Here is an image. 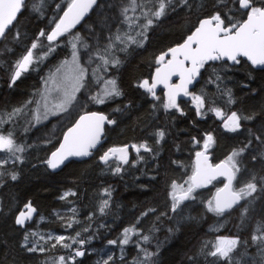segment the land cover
Here are the masks:
<instances>
[{"label": "trees", "instance_id": "1", "mask_svg": "<svg viewBox=\"0 0 264 264\" xmlns=\"http://www.w3.org/2000/svg\"><path fill=\"white\" fill-rule=\"evenodd\" d=\"M225 2L228 7L221 6L219 0H190L191 7L176 6L175 10H167L165 17L147 31L142 47L130 45L124 52L114 49L121 64L116 68L109 67L107 73L101 72L99 75L105 79L115 78L123 96L96 104L88 97L95 94L98 88L92 74L97 66V51L103 53L109 40H114L117 34L136 37L141 30L135 23L130 26L122 15V10L130 6L131 0H97V5L80 27L61 37L54 52L34 62L29 71L10 86L16 61L37 39L42 29L47 32L54 26L50 22L54 17L58 18L62 14L60 9L66 6V0H43V4L40 0H26L18 23L7 39L0 41V115L5 121L0 129L5 132L12 130L17 142L25 145L24 153L20 154L23 163L9 160L0 167V264H51L61 255L67 257L72 254V250L61 252L58 246L54 250L45 247L43 253L28 252L22 247L24 236L36 230L44 233L54 230L57 234L73 235L80 232L81 238L86 240L82 247L85 255L76 257L75 264H103L98 252L93 249L109 246L110 240L118 241L123 229L132 225L140 229L142 235L150 236L149 243L138 242L140 237L133 236L122 250L117 248V243L110 245L113 259L109 264H134L143 260L141 248L156 253L153 257L155 264H213L214 258L206 257L201 250L206 243L214 242L217 236H239L242 242L248 241L246 249L242 243L234 251V264H252L257 248L251 244V235L258 224L264 225V196L249 208L242 220V206L222 217L207 212L205 202L217 187H222L221 180L197 191L196 201L184 202L175 214L170 212L172 202L169 192L173 181L182 184L191 175L195 152L202 148L206 133L215 137L216 143L209 149V154L211 161L217 163L233 149L247 143L249 128L256 132L264 125V69L255 71L243 60L238 65L209 63L202 69L192 89L195 94H205V110L219 107L226 116L232 111L255 116L254 120L242 121V129L237 133L226 132L222 120L212 112L206 111L205 115L197 116L193 102L179 103L183 115L174 109L164 111L162 92L157 94L160 101H154L150 94L135 86L143 79L150 80L156 67L155 58L168 48L182 43L200 19L214 11L227 13L232 4L231 0ZM137 3L153 6L148 0H137ZM57 5H60V9ZM36 8L40 11H36ZM128 16L140 17V23L144 22L139 7L135 13L129 7ZM17 30L20 39L14 40L13 34ZM75 34H79L81 41L89 45L88 49L79 48L81 63L88 69L89 87L77 94L78 103L67 115L34 124L36 101L44 89L43 79L48 78L64 59L71 56L68 41ZM39 42L44 46L48 43L45 37H40ZM90 55L93 57L91 61ZM215 74L222 79L215 81ZM225 89L231 90L234 103H229L226 93L222 94ZM30 100L33 103L28 104ZM79 105L84 107L80 108ZM17 108L23 111L9 121L8 114ZM117 108L122 111H115ZM84 111L101 112L116 120V123L107 125L104 143L91 159L70 162L58 172H50L44 161L58 146L64 131ZM161 129L165 137L157 144L155 133ZM193 138L200 144H194ZM145 140L153 148V153L141 150L139 156L143 159L140 160L137 153L129 151V163L122 165V171L118 174L112 171L115 163L109 167L99 160V156L110 147L140 144ZM259 151L261 146L253 141V146L242 156L243 165L248 171L239 174L237 186L247 182L252 172L264 175V163H253L251 159ZM12 172L18 176L15 181L10 178ZM104 189L110 190L111 197L102 215L98 206L108 198ZM69 191L75 192V195L61 199ZM29 202L36 211L21 228L15 224V217ZM72 208L77 209L75 220L78 222L72 228H67V222L73 218ZM149 209H155V212ZM146 211L148 215L142 217ZM85 228L88 231H84ZM137 243L140 247H137Z\"/></svg>", "mask_w": 264, "mask_h": 264}, {"label": "snow or ice", "instance_id": "2", "mask_svg": "<svg viewBox=\"0 0 264 264\" xmlns=\"http://www.w3.org/2000/svg\"><path fill=\"white\" fill-rule=\"evenodd\" d=\"M43 4V0H40ZM152 7L140 5L137 0H131L130 8L133 13L139 7L141 16L144 22L140 23V17H129V7L122 10V15L125 21L135 23L141 29L136 33L137 39L131 35L121 37L117 34L114 40L110 39L108 45L103 49V53L97 51L96 58L100 63L93 69V76L97 77L96 83L103 84L95 94H90L88 99L96 104H104L110 99L123 96L122 90L117 84L115 78H107L100 76L101 72L107 73L109 67L116 68L121 64V60L114 54V49L117 48V42L122 47L119 51H127L130 45L142 47L144 40L147 38V31L161 18L165 17L167 10H175L176 6L191 7L190 0H148ZM223 7H228L225 0H219ZM232 7L228 12L214 11L210 15L198 21V26H195L194 31L187 35L182 43L170 47L167 51L162 52L155 58L154 75L151 80L143 79L137 85L150 94L154 101H160V97L156 94L158 86L164 89V100L162 107L165 111L175 109L182 115L183 110L178 104V98L181 96L191 97L194 104L197 116H203L207 112H212L215 116L222 120V127L226 132L237 133L242 129V121H251L255 119L254 115H240L236 111H232L230 115H225L219 107H208L205 110V94H195L190 91L189 86L196 82L200 76L201 70L210 62H220L227 65L229 62L233 65L241 63V58H246L252 66H264V0H231ZM97 5V0H66V6L60 9L62 15L58 18L54 17L50 22L54 26L49 31L43 29L39 32L38 37L26 49V52L16 61L14 70L10 77V86L21 77L24 72H27L34 62L41 61L47 58L55 51L57 42L61 37L71 33L85 16ZM26 6V0H0V40H6L8 34L18 23V18ZM234 9V10H233ZM40 11L39 8L35 9ZM40 37H45L47 46L39 42ZM14 40L20 39V32L17 30L13 34ZM71 45V59H65L56 67L54 72H51L49 77L44 80L45 92L42 93V102L36 101L37 108L35 110L34 119L39 123L42 119H47L49 115H57L66 113L70 108L76 106L77 94L82 89L89 87L87 78L88 69L81 63L79 48L88 49L89 45L81 41L79 34H75L68 41ZM46 47V50H44ZM89 60H93L90 55ZM215 73V69L213 70ZM173 77H178L179 82L173 83ZM222 77L215 74L214 80L220 81ZM53 93L55 95L53 96ZM227 94L229 103H234L231 90L225 89L222 94ZM51 97L52 103H49ZM33 101H28V104ZM83 108L84 105H79ZM127 107V106H125ZM155 108V105H153ZM22 108L13 109L8 114L9 121L11 117L22 112ZM115 111H122L121 108ZM3 116L0 115V125L4 124ZM116 120L110 119L107 115L97 111H84L75 120V123L63 133V139L59 143V147L52 151L50 156L44 161L49 169L55 170L64 165L69 158L72 157H89L92 155V150L97 149L101 144L102 136L104 135L106 124H115ZM249 136L247 143L238 149L228 154L223 160L218 163H212L209 156V149L216 143L215 137L211 133H206L203 137L202 149L195 152V160L192 166L191 175L182 184L173 181L170 185L169 197L171 200L170 212L175 214L178 209L186 201H196L197 190L206 188L223 178V186L217 187L215 193L210 199L205 202L207 212L214 214L217 217H222L226 213L240 206L241 202H246L241 207V219L247 216L249 208L253 206L257 200L264 196V175H258L255 172L251 173V178L237 186L238 176L242 171H248L243 165L242 156L253 146V141L261 146V151L251 157L252 162L264 163V125L256 132L251 128L248 130ZM156 143L159 144L165 137L164 130H157L155 133ZM194 144H200V141L193 138ZM132 148L138 154V159L141 150L146 153H153V148L145 140L140 144H133ZM25 145L17 142L15 134L12 130L0 129V153H7L6 159H0V167H3L11 159L13 163H23ZM100 162L111 167L114 174L122 171V165L129 163L128 146L110 147L99 156ZM2 175V173H0ZM11 180L15 181L18 176L15 172L10 174ZM107 199H103L98 211L104 214L109 206L111 192L109 189H104ZM75 192H65L61 199H66L69 196H74ZM25 210L20 211L15 217V224L23 228L27 221L32 219L36 209L31 202L24 205ZM73 218L70 219L66 227L72 228L75 220L77 209L72 208ZM155 212V209H149ZM148 212L142 213L147 216ZM161 215L167 216L168 213ZM91 219V215L89 217ZM139 223V219L137 220ZM84 231H88L87 228ZM172 231V229H169ZM29 235L36 236V233L25 234L24 247L28 252H41L46 249L40 244L41 240H45L44 236H40L38 240L31 242L29 246ZM133 236H139L140 239L147 243L150 241L149 235H142L141 230L135 225L123 229L120 245H127L132 240ZM55 240L52 247L61 245L67 249H73V245L78 244L80 247L73 249V254L65 257L59 256L53 261V264H75L76 257H83L85 251L82 250L86 240L81 238V233L76 232L74 237H65L57 235L53 237L49 235L47 241ZM45 241V242H47ZM70 241V242H66ZM109 244L115 245L116 240L108 241ZM243 243L245 249L248 247V241H241L239 236H217L214 242H208L202 248V253L206 257L214 258L213 264H219L223 261L225 264H234L233 253ZM209 244L211 245L209 248ZM251 244L256 246V257L252 259V264H264V225L258 224L253 234L251 235ZM137 247L140 244L137 243ZM206 250V251H205ZM144 253V259L138 264H155L153 257L156 253L150 252L145 248H141ZM245 255L247 253L245 252ZM258 257V260H257ZM113 258L108 256L103 264H109Z\"/></svg>", "mask_w": 264, "mask_h": 264}, {"label": "rangeland", "instance_id": "3", "mask_svg": "<svg viewBox=\"0 0 264 264\" xmlns=\"http://www.w3.org/2000/svg\"><path fill=\"white\" fill-rule=\"evenodd\" d=\"M138 38H140V37H138ZM119 47H122L121 45H118L117 46V51H119L118 49H119ZM56 48V47H55ZM120 52V51H119ZM66 59H71V56L69 57V58H66ZM65 60V59H64ZM63 60V61H64ZM100 63V61H99V59L97 60V64H99ZM29 71V70H28ZM27 71V72H28ZM26 72V73H27ZM45 79H47V78H44L43 79V87H44V89L43 90H41L40 91V93H39V97H38V100L37 101H41L42 102V93H44L45 92V85H44V80ZM94 79L96 80V77L94 76ZM98 88H97V90H96V92L97 91H99L100 90V88H102L103 87V84H98V86H97ZM55 95V93H53V96ZM53 101H52V99H51V97L49 98V103H52ZM36 108H37V105H36ZM71 109H73V107L72 108H70L69 109V111L68 112H66V113H60V114H57V115H49L48 116V118H54V117H57V116H64V115H67L70 111H71ZM34 115H35V112H34ZM34 119V118H33ZM44 119H42L40 122H42ZM33 122H34V124H37V122H36V120L34 119L33 120ZM7 156H8V154L7 153H0V157L2 158V159H6L7 158ZM9 160H11V159H9ZM8 160V161H9ZM10 162H12V160L10 161ZM217 181H220V180H217ZM222 181V180H221ZM246 202H244V204H245ZM238 214H239V212H238ZM38 221H41V220H38ZM36 233L37 235L36 236H32V235H29V241H30V245H31V242L32 241H34V240H38L39 239V237L40 236H44L45 237V240H41L40 241V244L42 245V246H44V247H50L52 250H54V249H56V247H52V245L55 243V240L53 239V240H50V241H47V237L49 236V235H52L53 237H55V236H57V235H63V236H65V237H74L75 235H73V234H57V233H55V232H53V231H49L48 233H44V232H42V231H38V230H36V231H31V232H29L28 234H30V233ZM120 239H122V233L118 236V241H117V248L119 249V250H122L126 245H120V243H119V241H120ZM45 241H47V242H45ZM137 241L138 242H142V243H145V242H143L140 238H138L137 239ZM66 242H70V241H66ZM149 242H147V243H145V244H148ZM110 245H112V244H110ZM110 245L109 246H107V247H105V248H102V249H98V250H96L95 248L93 249L95 252H98V255L101 257V259L104 261V260H106L107 258H108V256H113V249L110 247ZM56 246H58L59 247V250H61V252H63V251H66V250H72V254H73V249L74 248H76V247H80L78 244H76V245H73V249H67V248H64V247H62L61 245H56ZM139 261H141V260H139ZM139 261H137L136 263H134V264H138V262ZM51 264H53V263H51Z\"/></svg>", "mask_w": 264, "mask_h": 264}, {"label": "water", "instance_id": "4", "mask_svg": "<svg viewBox=\"0 0 264 264\" xmlns=\"http://www.w3.org/2000/svg\"><path fill=\"white\" fill-rule=\"evenodd\" d=\"M96 6V5H95ZM94 6V7H95ZM94 7H93V9H94ZM92 9V10H93ZM91 10V11H92ZM91 11L85 16V18L80 22V24H78L74 29H72V31L73 30H76L78 27H80V25L84 22V20L88 17V15L91 13ZM62 15V14H61ZM203 19V18H202ZM197 26H198V24H197ZM194 31V30H193ZM191 34V33H190ZM45 40H46V38H45ZM46 42H47V40H46ZM241 60H243V61H245L253 70H255V71H258V70H263L264 69V66H252L251 65V63L249 62V61H247V59L246 58H241ZM210 63H218V62H210ZM229 65H233V64H231L230 62L228 63ZM202 71V70H201ZM154 72H155V70L153 71V73H152V75H154ZM152 75H151V77H152ZM198 79H199V77H197V80H196V82H194V84L193 85H190L189 86V89H190V91H192V89H193V87L195 86V84L197 83V81H198ZM150 80H151V78H150ZM173 83H178L179 82V78L178 77H173V81H172ZM159 91H161L162 92V96L164 97V89H163V87L162 86H158V88L156 89V94L159 92ZM151 99H152V97H151ZM191 101V97H184V96H181V97H179L178 98V103L179 102H190ZM79 118V116L76 118V119H78ZM75 119V120H76ZM75 123V121L69 126V127H71L73 124ZM107 125L108 124H106L105 125V130H106V127H107ZM68 127V128H69ZM67 128V129H68ZM67 129L64 131V132H66L67 131ZM105 130H104V135L102 136V139H101V144L100 145H98L97 146V149H94V150H92V155L91 156H89V157H83V158H78V157H72V158H69V160L68 161H66L65 162V164L64 165H61V167L60 168H58V169H55V170H52V169H49L48 168V170L50 171V172H58L59 170H61L65 165H67L68 163H70V162H83V161H87V160H89V159H91L92 157H93V155H94V153L95 152H97L99 149H100V147L103 145V143H104V136H105ZM62 139H63V135H62V137H61V140H60V142L62 141ZM59 142V143H60ZM57 147H59V144H58V146ZM56 147V148H57ZM132 147H129L128 146V150L130 151V149H131ZM133 149V148H132ZM55 151V150H54ZM133 151L134 152H136L135 151V149H133ZM51 154V153H50ZM50 154H49V156H50ZM48 156V157H49ZM210 156V155H209ZM194 160H195V156H194ZM210 160H211V158H210ZM212 162V161H211ZM102 163V162H101ZM213 163V162H212ZM218 163V162H217ZM220 179H222L223 180V178H220ZM219 180V179H218ZM214 182V181H213ZM210 187V185L208 186V187H206V188H202V189H198V190H204V189H207V188H209ZM242 203V202H241Z\"/></svg>", "mask_w": 264, "mask_h": 264}, {"label": "flooded vegetation", "instance_id": "5", "mask_svg": "<svg viewBox=\"0 0 264 264\" xmlns=\"http://www.w3.org/2000/svg\"><path fill=\"white\" fill-rule=\"evenodd\" d=\"M23 211H24V209H23Z\"/></svg>", "mask_w": 264, "mask_h": 264}, {"label": "bare ground", "instance_id": "6", "mask_svg": "<svg viewBox=\"0 0 264 264\" xmlns=\"http://www.w3.org/2000/svg\"><path fill=\"white\" fill-rule=\"evenodd\" d=\"M108 39V38H107Z\"/></svg>", "mask_w": 264, "mask_h": 264}]
</instances>
